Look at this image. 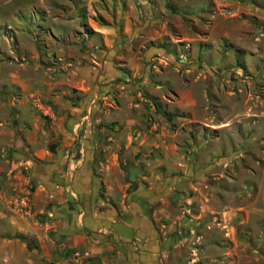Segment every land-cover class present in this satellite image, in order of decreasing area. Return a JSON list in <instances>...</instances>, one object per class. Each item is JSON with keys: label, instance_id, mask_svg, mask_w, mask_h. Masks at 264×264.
<instances>
[{"label": "rangeland", "instance_id": "1", "mask_svg": "<svg viewBox=\"0 0 264 264\" xmlns=\"http://www.w3.org/2000/svg\"><path fill=\"white\" fill-rule=\"evenodd\" d=\"M94 126L116 191L165 192L168 264H264V0H0V191L48 240L26 162Z\"/></svg>", "mask_w": 264, "mask_h": 264}, {"label": "crops", "instance_id": "2", "mask_svg": "<svg viewBox=\"0 0 264 264\" xmlns=\"http://www.w3.org/2000/svg\"><path fill=\"white\" fill-rule=\"evenodd\" d=\"M96 118L103 120L104 116L99 113ZM124 121L117 127L121 126L120 133L132 131L136 121ZM99 128L94 126L86 132L76 161L59 148L56 155L46 159L44 152L37 150V160L26 162L35 171V203L50 205L44 220H53L51 223L60 227L51 232L52 239L40 230L41 224L22 215L15 197L9 200L13 194L0 191V202L4 203L0 208V261L6 262L2 264L169 263L173 246L167 235L169 225L164 223L170 219L164 207L165 192L136 188L122 194L121 187L116 191L107 172L108 160L100 150L110 145L98 141ZM74 253L80 257L73 258Z\"/></svg>", "mask_w": 264, "mask_h": 264}, {"label": "water", "instance_id": "3", "mask_svg": "<svg viewBox=\"0 0 264 264\" xmlns=\"http://www.w3.org/2000/svg\"><path fill=\"white\" fill-rule=\"evenodd\" d=\"M49 150L51 153L56 154V145L53 144L49 147ZM141 174V169L140 167L136 166V167H131L128 169V179L130 182H135L136 181V176ZM176 197L172 198V201L175 202L176 201Z\"/></svg>", "mask_w": 264, "mask_h": 264}, {"label": "trees", "instance_id": "4", "mask_svg": "<svg viewBox=\"0 0 264 264\" xmlns=\"http://www.w3.org/2000/svg\"><path fill=\"white\" fill-rule=\"evenodd\" d=\"M153 104H154V106L156 105L155 103H154V101H153ZM166 117L168 118V119H172V117L171 116H168V115H166ZM17 238H20V239H22V240H26L27 238H25V237H23V236H16Z\"/></svg>", "mask_w": 264, "mask_h": 264}]
</instances>
